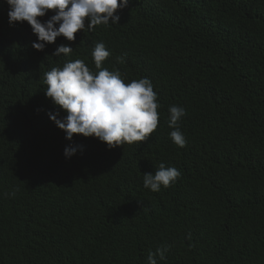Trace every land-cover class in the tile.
Masks as SVG:
<instances>
[{
  "label": "trees",
  "instance_id": "1",
  "mask_svg": "<svg viewBox=\"0 0 264 264\" xmlns=\"http://www.w3.org/2000/svg\"><path fill=\"white\" fill-rule=\"evenodd\" d=\"M9 11L0 0V264H149L162 246L158 264H264V0H130L119 24L44 51ZM98 43L111 52L104 67L149 79L159 96L146 142L69 141L50 118L67 113L45 73L76 59L96 71ZM62 45L74 52L55 56ZM173 105L187 113L184 148L171 139ZM160 164L182 175L153 192L144 174Z\"/></svg>",
  "mask_w": 264,
  "mask_h": 264
},
{
  "label": "clouds",
  "instance_id": "2",
  "mask_svg": "<svg viewBox=\"0 0 264 264\" xmlns=\"http://www.w3.org/2000/svg\"><path fill=\"white\" fill-rule=\"evenodd\" d=\"M130 0H6L10 6L9 23L27 22L31 25L39 43L33 47L44 51L46 45L55 44L59 37L75 42L81 31L95 32L97 26L119 24L118 11L129 6ZM49 11L56 13L42 23L39 18ZM90 21V25L88 24ZM57 25L59 27L57 28ZM74 49L60 46L55 56L71 55ZM96 71L83 59L69 61L63 67H55L45 73L46 96L66 113V119H58L59 113H49L51 120L66 133L71 141L74 136L95 137L107 144L109 150L148 141L158 129L160 114L159 96L147 78L126 82L122 73L104 67L111 52L104 43L96 44L92 53ZM123 64L126 56L118 57ZM169 127L171 139L180 148L187 146V139L180 130L179 122L186 116L180 106H171ZM82 146H69L65 156L71 158ZM176 167L160 164L155 174H144V186L153 192L171 187L181 177ZM14 195V193H13ZM167 248L151 252L149 264H158L166 258Z\"/></svg>",
  "mask_w": 264,
  "mask_h": 264
}]
</instances>
